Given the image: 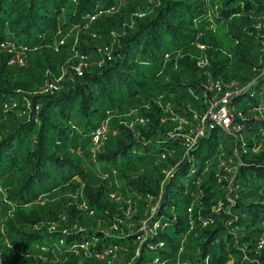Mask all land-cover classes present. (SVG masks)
<instances>
[{
	"label": "trees",
	"instance_id": "16d2710c",
	"mask_svg": "<svg viewBox=\"0 0 264 264\" xmlns=\"http://www.w3.org/2000/svg\"><path fill=\"white\" fill-rule=\"evenodd\" d=\"M3 42L0 264H264V0H0ZM216 78L239 129L187 146Z\"/></svg>",
	"mask_w": 264,
	"mask_h": 264
},
{
	"label": "built area",
	"instance_id": "2783aa9c",
	"mask_svg": "<svg viewBox=\"0 0 264 264\" xmlns=\"http://www.w3.org/2000/svg\"><path fill=\"white\" fill-rule=\"evenodd\" d=\"M75 1V0H73ZM102 11H97L96 14L90 17V20H93L97 15L101 14ZM64 39L62 38L59 41V44H63ZM0 48L6 50L10 55L8 58V63L11 65H18L23 66L26 63L27 53L31 50H35L34 48H28L26 45L14 46L8 42H3L0 44ZM79 58L78 64L74 67L75 73L77 75H81L83 69L88 66L87 56L85 55H77ZM103 59L98 62V65H101ZM56 85L46 82L41 85L37 90L36 93H47L52 92ZM205 87L212 93L210 99V106L206 113L204 114L201 121L195 127L194 131L191 133L190 137H187L185 140V144L189 146L190 144L194 143L197 137L203 135L204 128H205V119L211 120L217 124H219L222 128L229 132H235L239 129V123L236 122V117L241 116V113L238 112L237 116L235 115V109L230 106L231 101V84L224 83L221 79L216 78L210 80ZM29 103V102H28ZM15 105V102L12 104ZM36 111L38 110V106H35ZM109 127H108V120H104L94 131L92 137V144H91V152L93 155L98 154L101 152L104 142L108 137ZM242 152L246 151V148L241 147ZM236 154V150H234ZM92 212V211H90ZM158 226L155 223L154 227ZM116 224L112 226V228L116 229ZM144 232H147V227L145 225L142 226ZM106 252L96 254L97 258H102Z\"/></svg>",
	"mask_w": 264,
	"mask_h": 264
},
{
	"label": "rangeland",
	"instance_id": "374dc122",
	"mask_svg": "<svg viewBox=\"0 0 264 264\" xmlns=\"http://www.w3.org/2000/svg\"><path fill=\"white\" fill-rule=\"evenodd\" d=\"M216 36L219 38V39H221L222 41V44H223V47L225 48V49H228V47L231 45V41L229 40V38H228V35H226V34H224V32L222 31V30H218V31H216ZM50 83H52V84H54L53 82H50ZM55 85V84H54ZM244 99V102H246L247 101V98L246 97H244L243 98ZM139 121H141V122H144L145 121V119H141V120H139ZM176 122H177V120H175ZM129 125V124H128ZM179 128H180V124H177V126H175V129L174 130H169L167 133H170V134H174V133H176L177 131H175V130H179ZM182 129V128H181ZM224 133H222L221 131L219 132V135H220V137H222V135H223ZM244 135H246V134H244ZM206 151H207V148L206 147H204V149H203V151H202V155H205L206 154ZM224 163V161L222 160V162H221V164H223ZM228 163V162H227ZM230 168H229V170H227V172H230ZM189 178H191L190 177V175L189 176H187V177H185L184 178V181L185 182H187L188 180H189ZM78 202L79 203H81V206L80 205H76L78 208H80V209H84L85 208V205L83 204V201L82 200H78ZM75 203L72 201V204L71 205H74ZM91 213L92 212H90L89 211V215H91ZM77 217V216H76ZM139 230H142L143 232H144V230H143V227L141 228V229H139ZM53 242H55V241H57V237H54L53 238V240H52ZM44 242L46 243L47 242V239L46 240H44ZM82 247H85V246H87L86 244H82L81 245Z\"/></svg>",
	"mask_w": 264,
	"mask_h": 264
}]
</instances>
